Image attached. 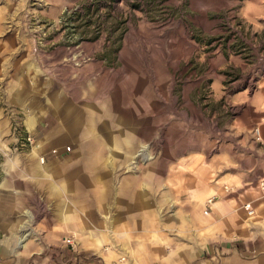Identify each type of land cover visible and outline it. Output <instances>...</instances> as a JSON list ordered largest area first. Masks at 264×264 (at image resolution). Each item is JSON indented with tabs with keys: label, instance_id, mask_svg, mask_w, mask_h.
I'll use <instances>...</instances> for the list:
<instances>
[{
	"label": "rangeland",
	"instance_id": "374dc122",
	"mask_svg": "<svg viewBox=\"0 0 264 264\" xmlns=\"http://www.w3.org/2000/svg\"><path fill=\"white\" fill-rule=\"evenodd\" d=\"M262 178L264 0H0L8 255L264 264Z\"/></svg>",
	"mask_w": 264,
	"mask_h": 264
},
{
	"label": "bare ground",
	"instance_id": "6f19581e",
	"mask_svg": "<svg viewBox=\"0 0 264 264\" xmlns=\"http://www.w3.org/2000/svg\"><path fill=\"white\" fill-rule=\"evenodd\" d=\"M88 117V116H87ZM72 118V116H71ZM84 118V117H83ZM92 119V118H91ZM90 119V120H91ZM113 119V118H112ZM84 120V119H83ZM89 120V121H90ZM69 121V120H68ZM76 122L73 124L72 122L68 125V127H65V128H62L61 126L59 127H56L53 132L51 133V137L52 139L54 140L53 142L54 143H57L59 141L62 140V136L64 138L65 135L61 134L63 133V130L65 132H67V134H77L78 133V124L79 122L77 120H75ZM85 123V122H84ZM82 126V125H81ZM82 128V127H81ZM80 128V129H81ZM86 132H91L89 127H87V130L85 129ZM38 146V144H37ZM140 152V151H139ZM95 160V159H94ZM42 163H45L44 159H41ZM82 161V160H81ZM75 163V162H74ZM93 163V162H92ZM91 163V164H92ZM71 164V163H70ZM90 164V166H91ZM78 165V164H77ZM81 165V164H80ZM61 169V173L62 172H65L67 173L66 174V177H68L69 179L73 180L75 178H77L78 176L81 175V172L83 171V169H76L72 166L68 167H63V168H60ZM88 168H84V170H86ZM94 169V168H93ZM94 174L93 170L90 172V177H92ZM88 179V178H87ZM62 213V211H61ZM59 215L62 216L63 214H60L59 212ZM76 215V214H75ZM77 216H79L77 214ZM68 218V216H67ZM64 220V219H63ZM62 221V220H60ZM72 221H73V224L75 225L76 229L80 227V230H83L85 228V226H83L82 224V221H80V219L78 217H74L72 218ZM80 224V225H79ZM82 224V225H81ZM78 230V229H77ZM28 236L29 234L28 233H13L12 235H6L4 236V238L0 241V251L3 255H8V254H11V253H15L16 250L18 252V249L20 251V249L24 248L26 246V243H27V240H28ZM17 252L15 254H17Z\"/></svg>",
	"mask_w": 264,
	"mask_h": 264
},
{
	"label": "crops",
	"instance_id": "0c3cea01",
	"mask_svg": "<svg viewBox=\"0 0 264 264\" xmlns=\"http://www.w3.org/2000/svg\"><path fill=\"white\" fill-rule=\"evenodd\" d=\"M53 131H51L52 133ZM51 133L46 137V140H48L49 142L51 143H54L52 137H51ZM64 167V166H63ZM61 166V168H63ZM61 174L65 175L66 177V174L65 172H62ZM76 179H73L75 182H76ZM70 180V179H69ZM257 209V208H256ZM245 246H246V243H245ZM16 256L18 255H8V256H2L0 254V264H38L37 261L35 259H32L31 257H26V258H16ZM129 262H131V260H128L126 261L125 264H129ZM46 263V262H45Z\"/></svg>",
	"mask_w": 264,
	"mask_h": 264
},
{
	"label": "built area",
	"instance_id": "2783aa9c",
	"mask_svg": "<svg viewBox=\"0 0 264 264\" xmlns=\"http://www.w3.org/2000/svg\"><path fill=\"white\" fill-rule=\"evenodd\" d=\"M257 133L259 134V130H257ZM72 147L67 146L66 151H71ZM44 159V158H43ZM260 192L264 195V178L260 180ZM244 210L246 211L247 215L250 217H255L257 215V209L256 206L254 205L253 201H247L243 204ZM264 222V218L262 219Z\"/></svg>",
	"mask_w": 264,
	"mask_h": 264
},
{
	"label": "trees",
	"instance_id": "16d2710c",
	"mask_svg": "<svg viewBox=\"0 0 264 264\" xmlns=\"http://www.w3.org/2000/svg\"><path fill=\"white\" fill-rule=\"evenodd\" d=\"M242 244H243V243H241V242H237V246H238L240 249H242Z\"/></svg>",
	"mask_w": 264,
	"mask_h": 264
}]
</instances>
